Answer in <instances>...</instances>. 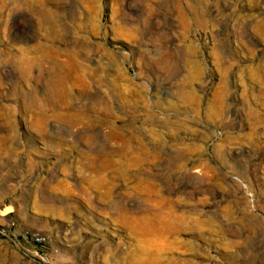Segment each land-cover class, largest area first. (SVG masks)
<instances>
[{
  "label": "rangeland",
  "instance_id": "obj_1",
  "mask_svg": "<svg viewBox=\"0 0 264 264\" xmlns=\"http://www.w3.org/2000/svg\"><path fill=\"white\" fill-rule=\"evenodd\" d=\"M0 264H264V0H0Z\"/></svg>",
  "mask_w": 264,
  "mask_h": 264
},
{
  "label": "built area",
  "instance_id": "obj_2",
  "mask_svg": "<svg viewBox=\"0 0 264 264\" xmlns=\"http://www.w3.org/2000/svg\"><path fill=\"white\" fill-rule=\"evenodd\" d=\"M30 242L36 244V245H41L44 243L45 241V237L41 234H32L29 238ZM43 260H45V258L42 257Z\"/></svg>",
  "mask_w": 264,
  "mask_h": 264
}]
</instances>
